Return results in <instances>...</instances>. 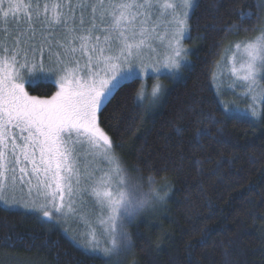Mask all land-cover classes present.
I'll use <instances>...</instances> for the list:
<instances>
[{"label":"snow or ice","instance_id":"6c2138e0","mask_svg":"<svg viewBox=\"0 0 264 264\" xmlns=\"http://www.w3.org/2000/svg\"><path fill=\"white\" fill-rule=\"evenodd\" d=\"M192 7V0H0V202L22 203L5 195L19 188L30 197L24 206L49 222L55 223L54 215L86 218L87 245L102 259L131 247L127 224L149 200L165 197L155 188L152 197L130 189L99 115L142 72L151 74L146 52L162 47L164 66H181ZM260 32L236 44L244 55L232 58L229 73L231 87L244 89V99L251 100L253 117L264 113V28ZM37 71L57 77L59 90L50 98L26 91L27 78ZM160 87L153 86L152 103ZM143 95L139 91L136 99ZM101 145L104 160L114 165L107 170L98 169L91 150ZM134 187L143 186L138 181ZM101 238L109 246L101 248Z\"/></svg>","mask_w":264,"mask_h":264},{"label":"trees","instance_id":"16d2710c","mask_svg":"<svg viewBox=\"0 0 264 264\" xmlns=\"http://www.w3.org/2000/svg\"><path fill=\"white\" fill-rule=\"evenodd\" d=\"M260 15V0H198L193 63L163 105L145 113L136 79L99 115L130 175L170 193L159 214L127 225L125 259H102L39 213L0 205V264H264V113L258 122L229 115L213 83L231 34L253 32ZM27 89L47 98L57 87Z\"/></svg>","mask_w":264,"mask_h":264},{"label":"rangeland","instance_id":"374dc122","mask_svg":"<svg viewBox=\"0 0 264 264\" xmlns=\"http://www.w3.org/2000/svg\"><path fill=\"white\" fill-rule=\"evenodd\" d=\"M176 2H178V0H176ZM197 2L198 0H192L193 7L192 9L189 10L190 18H191V14L193 10L196 7ZM260 8H261L260 19L253 32L243 33L239 30L238 31L236 30L231 34L223 50L222 56L216 64L214 75H213L214 88L226 112L229 115L251 120L253 122H258L259 119L262 118L263 113H261L259 117H253L251 115V109H250L251 100L244 99V96H243L244 89L240 87H231V85H233L234 83V78L230 77L229 73H230V69L232 65V58L235 57L237 61H240L244 55L243 48L241 47V49L238 51L236 48V44L244 42L248 38H258L261 35L260 29L264 28V0H260ZM77 16H79V11H77ZM190 18L187 20V30L185 32V36L182 38V41H181L182 46L186 50V52L183 55V59L180 62L181 66L179 68H167L164 66V56L166 55V53L162 47H158V51L155 53L146 52L144 55V58H143L144 64L151 65L152 72L151 74L142 72L140 74V78H138L141 80L140 91L143 90V93H144L143 98L139 99V102L144 112L147 113L148 115H153L163 105L171 88L178 81L183 79V77L185 76L186 70L193 63L192 57L195 54L197 47L191 35ZM0 27H3V25L0 24ZM161 31L163 32V30ZM238 66L239 64L237 63V67ZM157 68L160 69L159 72H156ZM56 79L57 77L52 76L50 73L46 71H37L35 73H32L27 78L25 82L26 91L28 92L27 83H38L41 81L54 83L57 87L56 91H58L59 87L56 84ZM157 84L161 86L160 92L158 94V98L156 99L155 103H152V100L154 99L151 95L152 88L154 85H157ZM35 97H38V96H35ZM38 98H45V97H38ZM47 98H50V97H47ZM233 105H235V110L229 111V109H231ZM99 127L101 128L100 124H99ZM111 142H112L111 153L116 157V161L119 163L120 167L124 170V174L126 175V177L130 179L132 177L130 175L131 171L128 172L129 170L126 167L127 164L124 162V160L122 159V157L116 150L115 144L112 141V139H111ZM91 150L96 153V157L98 160V165H97L98 169L107 170L109 167H114V165H110L107 161L104 160V157H103L104 147L102 145L97 146L96 148L91 149ZM96 174L100 175L101 172L97 171ZM151 185L156 186L159 191H161L162 193H167L168 195L163 201L158 202L150 209L138 214L134 218L135 220L143 216H155L159 214L162 208H164L165 204H167L168 197L170 194L168 187H166L165 185L160 186L158 183H153ZM5 195L9 198L10 201L12 199H16V200L22 201V203L17 204L15 206H11V207L5 206L3 202H0V205H3L11 209H17V210L19 209V210H23L27 212L36 213L35 211H33V207L24 206V204H30V197L27 193V190H25L24 192H21L19 188H17L16 190L9 189V191ZM84 200L89 207L92 206V201L90 200L88 196H85ZM40 203L41 202L38 201L34 207H39ZM39 214L43 217L42 212H40ZM53 220L55 221V223L59 224L61 228L64 230V232L67 235H69L78 245L82 246L88 251L99 253L98 250H94L90 245H87L88 237L85 235V233L89 232L90 229L87 225L86 218L75 216V217L66 219L62 215H54ZM107 246L109 245L101 238L100 247L103 248ZM127 254H128L127 250L124 249V250L119 251L118 254H111L110 256H106V257H109L111 260L117 262V261H120L121 259H125Z\"/></svg>","mask_w":264,"mask_h":264},{"label":"clouds","instance_id":"9594fccd","mask_svg":"<svg viewBox=\"0 0 264 264\" xmlns=\"http://www.w3.org/2000/svg\"><path fill=\"white\" fill-rule=\"evenodd\" d=\"M137 183H138V179L136 177H131L129 179L130 189H132L137 195H139L140 192H142L145 196L152 197L153 196L152 189L155 188L156 190H158L156 186H151V187H149V186H143L142 188H135L134 186L137 185ZM159 192H160V195L162 197H165L166 198V193H162L161 191H159ZM158 202H161V201H158L155 198L149 200V202L144 207L139 208L137 210V215L140 214L143 211H146V210L150 209L151 207H153Z\"/></svg>","mask_w":264,"mask_h":264}]
</instances>
